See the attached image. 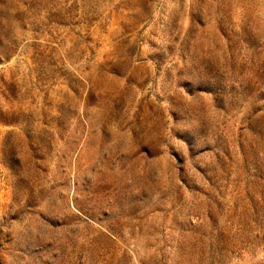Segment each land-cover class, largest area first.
<instances>
[{
	"label": "rangeland",
	"instance_id": "obj_1",
	"mask_svg": "<svg viewBox=\"0 0 264 264\" xmlns=\"http://www.w3.org/2000/svg\"><path fill=\"white\" fill-rule=\"evenodd\" d=\"M0 264H264V0H0Z\"/></svg>",
	"mask_w": 264,
	"mask_h": 264
}]
</instances>
